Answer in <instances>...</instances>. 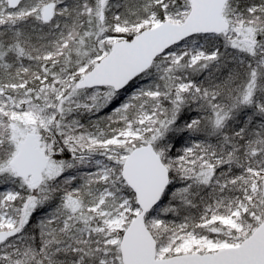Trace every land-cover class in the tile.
I'll return each mask as SVG.
<instances>
[{"label":"snow or ice","instance_id":"obj_1","mask_svg":"<svg viewBox=\"0 0 264 264\" xmlns=\"http://www.w3.org/2000/svg\"><path fill=\"white\" fill-rule=\"evenodd\" d=\"M0 264H264V0H0Z\"/></svg>","mask_w":264,"mask_h":264}]
</instances>
